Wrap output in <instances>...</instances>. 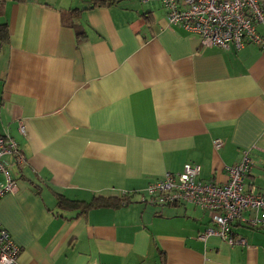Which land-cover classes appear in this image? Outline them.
I'll list each match as a JSON object with an SVG mask.
<instances>
[{"label":"crops","instance_id":"crops-1","mask_svg":"<svg viewBox=\"0 0 264 264\" xmlns=\"http://www.w3.org/2000/svg\"><path fill=\"white\" fill-rule=\"evenodd\" d=\"M0 24V132L24 157L0 223L18 264H264V227L202 240L209 211L136 194L185 163L222 184L244 149V189L264 194V47H201L159 0H0ZM58 195L126 199L79 214Z\"/></svg>","mask_w":264,"mask_h":264},{"label":"built area","instance_id":"built-area-1","mask_svg":"<svg viewBox=\"0 0 264 264\" xmlns=\"http://www.w3.org/2000/svg\"><path fill=\"white\" fill-rule=\"evenodd\" d=\"M169 25H180L195 33L201 47L218 46L237 49L247 44L264 47V35L257 26L264 25V0H159ZM18 130L25 134L19 123ZM214 139V148L222 145ZM24 157L17 142L0 132V197L16 190L10 165H19ZM253 161L249 149L241 151L239 160L226 167V181L217 184L198 179V165L185 163L179 173H165L137 192L139 201L161 209L166 206L190 204L210 212L211 226L199 234L200 239L216 235L229 245L244 239L233 231V223L250 228L264 227V194L244 189V179ZM125 196V194H123ZM19 248L0 223V264H18Z\"/></svg>","mask_w":264,"mask_h":264},{"label":"trees","instance_id":"trees-1","mask_svg":"<svg viewBox=\"0 0 264 264\" xmlns=\"http://www.w3.org/2000/svg\"><path fill=\"white\" fill-rule=\"evenodd\" d=\"M92 5H110L112 3H115L116 0H90ZM71 12H76L71 11ZM71 26L74 28L76 31V34L78 36H83V31L82 28L79 24L76 22L71 21L70 22ZM5 24H0V39L1 40H6L7 38V29H6ZM125 197H112V198H106V199H96L94 198L92 201L89 202H84V201H79V200H70L65 198L62 195L57 196V205L61 208H66V209H73L77 210L78 213H83L86 209L92 207V206H105V205H119L120 201L125 200ZM128 200V198H127Z\"/></svg>","mask_w":264,"mask_h":264}]
</instances>
